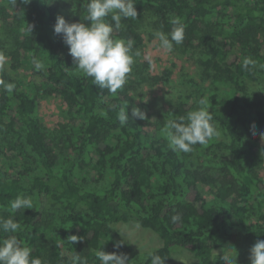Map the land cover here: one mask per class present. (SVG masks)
Masks as SVG:
<instances>
[{"label":"trees","instance_id":"obj_1","mask_svg":"<svg viewBox=\"0 0 264 264\" xmlns=\"http://www.w3.org/2000/svg\"><path fill=\"white\" fill-rule=\"evenodd\" d=\"M88 2L0 0V39L11 45V68L30 58L43 65L32 66L27 84L0 72L16 84L11 93L0 87V217H15L22 226L15 235L44 264H69L76 253L100 264V248L123 253L126 239L117 226L128 223L160 244L142 262L127 264H151L152 254L169 264L173 249L193 264H215L218 254L251 264V247L264 240V179L255 171L264 162V93L255 87L264 71V0H136L137 18H123L114 38H132L140 49L144 27L170 33V19L179 17L184 41L174 50L195 65L193 73L180 68L175 98L144 120L131 117V107L144 111L156 86H171L172 70L153 73L136 61L122 91L92 84L53 31L58 15L83 22ZM246 56L255 67L242 66ZM48 96L58 97L72 120L55 135L38 117ZM201 98L220 135L190 153L172 151L167 121L195 110ZM126 104L130 121L121 126L111 106ZM18 195L32 196V208L13 212ZM177 213L181 220L173 223ZM70 235L83 239L71 244Z\"/></svg>","mask_w":264,"mask_h":264},{"label":"clouds","instance_id":"obj_2","mask_svg":"<svg viewBox=\"0 0 264 264\" xmlns=\"http://www.w3.org/2000/svg\"><path fill=\"white\" fill-rule=\"evenodd\" d=\"M24 4L31 3V0H21ZM16 3V0H13ZM136 0H89L86 4V15L83 22L69 23L64 16L58 15L53 26L54 34L61 35L63 43L68 47V53L72 57L76 69L86 77L92 78V84L110 94L122 91L128 83L129 75L137 57L141 56V50L134 48L135 41L132 38L116 39L114 31L122 28V19L137 18L135 7ZM109 17L110 21L109 22ZM88 22V23H85ZM174 25L170 33L162 30L153 32V36L159 42V48L167 53L174 50L175 45L184 41V26L179 17L170 19ZM34 25H27V31L32 32ZM6 57L0 52V72L5 71ZM256 61L251 57H244L242 66L245 69L255 67ZM37 70H43V65L35 62ZM0 87L11 93L16 88L14 82H7L0 79ZM137 96V95H136ZM143 102H147L143 99ZM113 110L118 107L117 119L121 126L130 121L129 104L111 106ZM131 117L141 120L147 119L146 113L138 106L131 107ZM253 130L255 125L252 126ZM164 131L167 135L169 147L174 152L190 153L196 145H205L214 137L220 135L218 125L207 107L206 98L198 101V107L189 111L186 116L167 121ZM264 139V133L260 134ZM264 155V153H262ZM13 212L20 209H31L32 201L29 197L18 195L10 202ZM172 222L181 220L179 213L171 217ZM22 230L21 224L15 217H0V264H44L39 257L32 255V248L26 246L18 239L16 233ZM83 239L77 235H70L69 242H77ZM123 241L117 242L116 248L122 245ZM96 259L100 264H127L126 254L116 252L107 253L101 248L96 253ZM151 264H165L166 257L159 254H152ZM251 264H264V240H258L250 249ZM69 264H88L86 258L80 254L71 257ZM230 264H236L234 258Z\"/></svg>","mask_w":264,"mask_h":264},{"label":"rangeland","instance_id":"obj_3","mask_svg":"<svg viewBox=\"0 0 264 264\" xmlns=\"http://www.w3.org/2000/svg\"><path fill=\"white\" fill-rule=\"evenodd\" d=\"M63 3V0H61ZM143 43L140 47L141 56L137 57L134 65L137 63H149V69L153 73H162L166 69L172 70V84L171 86H165L161 83L155 87V89L149 94L148 107H144L146 114L151 113L157 104L161 102H167L170 99L175 98L174 92L179 88L178 72L180 68H185V70L193 73L194 71V61L190 55L180 54L173 50L171 53H167L159 48V42L153 36L152 29L147 25L142 30ZM11 45L0 39V52L4 54L6 59L5 69L11 75L17 79H21L25 84L31 82L32 66L35 62H38L36 58H30L23 60L21 64L16 69H12L10 66V61L6 55L7 49ZM255 87H260L264 93V71L260 72L258 75V80ZM38 117L44 127L49 133L53 135L57 134V126L65 125L69 128L72 125V120L70 119L65 104L56 96H48L42 99L39 103ZM51 134V135H52ZM87 170V169H86ZM256 174L264 179V162L259 163L255 167ZM91 176H92V171ZM83 174V173H82ZM86 177L85 182L92 183L91 179ZM203 194L208 195V188L203 187ZM33 202L32 196H27ZM121 233L124 234L126 243L123 249V253L128 257V263H140L149 252L156 246L160 244L159 238L152 232L145 230L138 225L133 223L122 224L117 226ZM159 241V243H158ZM173 257L169 264H193L191 258L184 251L173 249ZM231 258L228 254H218L215 257V264H230ZM49 264V263H46Z\"/></svg>","mask_w":264,"mask_h":264}]
</instances>
